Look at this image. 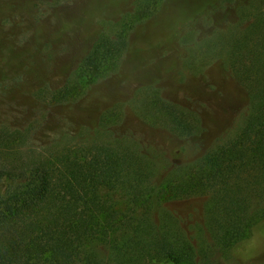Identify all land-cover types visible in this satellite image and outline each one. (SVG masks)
Returning <instances> with one entry per match:
<instances>
[{
	"label": "rangeland",
	"instance_id": "374dc122",
	"mask_svg": "<svg viewBox=\"0 0 264 264\" xmlns=\"http://www.w3.org/2000/svg\"><path fill=\"white\" fill-rule=\"evenodd\" d=\"M135 1L0 0L6 2L0 6V140L21 158H32L82 145L102 124L130 136L160 160L148 180L153 191L147 209L154 218L175 221L196 250L195 264H264V220L225 253L204 225L208 195L172 197L161 185L172 163L202 155L237 125L245 94L213 49H226L249 27L252 0H160L151 16L131 22L116 63L92 82H81L87 79L78 76L83 56L102 30L111 32L119 22L132 20ZM192 56L193 67L188 65ZM76 83L81 87L76 97L54 100L55 92ZM139 88L194 111L201 134L179 138L147 125L134 113ZM176 148L182 154L170 160ZM110 195L124 216L145 210L120 190Z\"/></svg>",
	"mask_w": 264,
	"mask_h": 264
},
{
	"label": "trees",
	"instance_id": "16d2710c",
	"mask_svg": "<svg viewBox=\"0 0 264 264\" xmlns=\"http://www.w3.org/2000/svg\"><path fill=\"white\" fill-rule=\"evenodd\" d=\"M159 2L136 0L132 20L99 33L79 64L78 76L87 78L81 82H92L116 63L131 22L151 16ZM251 4L249 27L226 49H213L245 94L237 125L202 155L172 163L161 180L172 197L208 195L204 225L225 253L250 238L264 220V0ZM194 61L192 56L188 65ZM80 88L66 85L54 100L68 101ZM133 102L134 113L147 125L179 138L202 132L194 111L154 90L137 89ZM106 127H95L82 145L32 158H21L0 140V264L196 263V250L175 221L154 218L146 207L153 191L148 180L160 160L136 139ZM178 153L182 150L176 148L170 160ZM118 190L143 213L133 218L120 213L110 195Z\"/></svg>",
	"mask_w": 264,
	"mask_h": 264
}]
</instances>
